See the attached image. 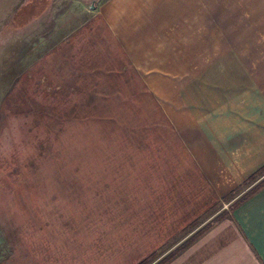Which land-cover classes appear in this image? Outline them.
<instances>
[{"label":"crops","instance_id":"1","mask_svg":"<svg viewBox=\"0 0 264 264\" xmlns=\"http://www.w3.org/2000/svg\"><path fill=\"white\" fill-rule=\"evenodd\" d=\"M86 2L0 0V34L37 35L17 93L81 115L68 152L0 201V264H137L264 176L249 180L264 165V0ZM122 97L132 138L90 153L104 138L88 114L117 119ZM166 264H264V186Z\"/></svg>","mask_w":264,"mask_h":264},{"label":"rangeland","instance_id":"2","mask_svg":"<svg viewBox=\"0 0 264 264\" xmlns=\"http://www.w3.org/2000/svg\"><path fill=\"white\" fill-rule=\"evenodd\" d=\"M87 1V4L96 2V0ZM28 29L31 30V28ZM34 36L37 35H34L32 30L22 35L11 32L0 34V46H4L3 49L0 48V201L4 197L6 200L15 201V191L18 185H31L35 171L48 169L49 161L54 156L58 157V155L68 152V145L66 146V144L69 143L70 137L79 140L81 136L79 128L76 129L75 126L76 119L79 120L81 117L80 114L73 113L72 118H70L69 112L65 113L63 106L61 109H57L54 103L49 104L37 98V96L42 98L45 96L46 99L52 101L50 96L54 98L55 93H17L18 74L22 69L30 68L27 64H29L34 52ZM125 101L126 99L122 97L121 115L117 119L112 117L113 105L107 106L106 111L104 110V119L95 113L88 114L94 125V128L90 127L89 137L104 138V145L100 147L101 150L100 148L99 150L96 149L95 146L94 151H92L90 146V153L110 154L112 153L110 147L113 144H118L117 146L123 143L127 144L126 141L132 138V110L130 111L131 114L128 115V107L124 106ZM19 111H25V118L28 117L31 120L29 124L33 123L34 120L37 125L41 124V128L44 126L46 129L41 130L40 134L32 129L23 130L24 124ZM33 111L35 114L32 113ZM52 121H56L57 128L50 130L51 128L48 127L54 125ZM47 131L51 134V141L46 139L47 136L44 137L43 132ZM32 132L35 134L33 135ZM79 149L80 145H74L73 152L79 153ZM252 187L253 185H250L247 189L245 188L244 193L242 192L237 198H240ZM232 205L233 203L224 206L220 202L216 203L198 218L197 225L191 226L190 223L176 238L154 251L157 252V256L149 264H154L161 259L166 250L178 241V238L187 235L204 221L206 223L215 222L231 210ZM4 252V249L1 251L0 248L1 256Z\"/></svg>","mask_w":264,"mask_h":264},{"label":"trees","instance_id":"3","mask_svg":"<svg viewBox=\"0 0 264 264\" xmlns=\"http://www.w3.org/2000/svg\"><path fill=\"white\" fill-rule=\"evenodd\" d=\"M262 176L264 175V165L256 172L254 173L252 176H250L249 180L253 181L255 179H257L258 176ZM262 186H264V177L255 185V187L249 192L247 193L240 201L234 203L232 205V208H234L236 205H238L240 202H242L243 200H245L248 196H250L251 194H253L254 192H256L257 190H259ZM198 224V219H195L194 221H192L191 226H195ZM211 223H208L205 227L199 229L198 231H196L191 237H189L186 241H184L179 247H177L170 255H167L165 257H162L161 259H159L157 262H155L154 264H166L169 260H171L180 250H182L183 248H185L187 245H189L193 240H195L199 235H201L203 233V231L209 227ZM157 256V252H153L152 254H150L149 256H147L145 259H143L141 262H139L138 264H149L150 261H152L155 257Z\"/></svg>","mask_w":264,"mask_h":264},{"label":"water","instance_id":"4","mask_svg":"<svg viewBox=\"0 0 264 264\" xmlns=\"http://www.w3.org/2000/svg\"><path fill=\"white\" fill-rule=\"evenodd\" d=\"M91 6H93V4H91Z\"/></svg>","mask_w":264,"mask_h":264}]
</instances>
